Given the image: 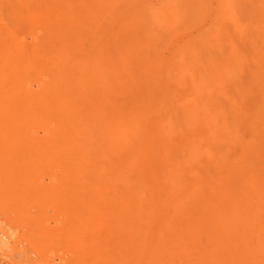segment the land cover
Masks as SVG:
<instances>
[{"label":"rangeland","instance_id":"1","mask_svg":"<svg viewBox=\"0 0 264 264\" xmlns=\"http://www.w3.org/2000/svg\"><path fill=\"white\" fill-rule=\"evenodd\" d=\"M0 86V232L35 263L262 264L264 0H0Z\"/></svg>","mask_w":264,"mask_h":264},{"label":"bare ground","instance_id":"2","mask_svg":"<svg viewBox=\"0 0 264 264\" xmlns=\"http://www.w3.org/2000/svg\"><path fill=\"white\" fill-rule=\"evenodd\" d=\"M25 1H26V0H25ZM31 2H32V1H31ZM50 6H51V5H50ZM49 10H50V9H49ZM51 10H52V9H51ZM53 12H54V11H53ZM45 13H46V12H45ZM54 13H55V12H54ZM56 13H57V12H56ZM52 16H53V15H52ZM47 18H48V17H47ZM47 18H46V19H47ZM65 19H66V18H65ZM51 22H52V21H51ZM70 28H71V27H70ZM31 35H32V34H31ZM32 36H33V35H32ZM34 36L36 37V35H34ZM2 38H3V37H2ZM30 39H31V37H30ZM34 39H35V38H33V39L30 40V41H33ZM36 40H37V39H36ZM39 41H40V40H39ZM78 43H79V42H78ZM33 44H34V43H33ZM14 45H15V44H14ZM16 45H17V44H16ZM16 45H15V46H16ZM18 45H19V44H18ZM23 45H24V44H23ZM15 46H14V47H15ZM19 46H20V45H19ZM21 46H22V45H21ZM73 46H74V45H73ZM15 48H17V46H16ZM22 48H23V47H21V49H22ZM23 49H25V48H23ZM70 49H71V48H70ZM72 51H73V50H72ZM79 56H80V55H79ZM71 58H72V57H71ZM20 59H21V58H20ZM63 59H64V58H63ZM64 61H65V60H64ZM58 62H59V61H58ZM62 62H63V61H62ZM65 62H66V61H65ZM77 62H78V61H77ZM60 63H61V62H60ZM67 63H68V62H67ZM29 65H30V64H29ZM64 65H66V63H64ZM101 65H102V64H101ZM56 66H57V65H56ZM78 66H79V65H78ZM30 67H31V66H30ZM60 67H61V66H60ZM63 67H64V66H63ZM63 67H62V68H63ZM100 67H101V66H100ZM26 69H27V68H26ZM74 69H75V68H74ZM88 69H89V68H88ZM17 70H18V69H17ZM77 70H78V68H77ZM83 70H84V69H83ZM100 70H101V69H100ZM78 71H79V70H78ZM80 71H81V70H80ZM88 72H89V71H88ZM88 72H87V73H88ZM7 73H8V72H7ZM66 73H67V72H66ZM63 75H64V74H63ZM83 76H84V75H83ZM107 76H108V75H107ZM68 77H69V75H68ZM68 77H67V80L69 81L70 78L68 79ZM63 79H64V78H63ZM65 79H66V78H65ZM65 79H64V82H66ZM11 80H12V79H11ZM40 80H41V79H40ZM3 81H5V80H3ZM108 81H109V80H108ZM28 82H29V81H28ZM60 82H61V81H60ZM109 82H110V81H109ZM7 83H8V82H7ZM29 83H31V86H29V87H31V88L34 89V90H35V88H37V87H38V88L41 87V84H39L38 82H37L36 84H33V83L30 81ZM62 83H63V82H62ZM66 83H67V82H66ZM68 83H70V82H68ZM59 84H60V83H59ZM70 84H71V83H70ZM7 85H8V84H7ZM25 85H26V84H25ZM48 85H49V84H48ZM63 85H64V83H63ZM95 85H96V84H95ZM69 86H70V85H69ZM69 86H68V88H71V86H70V87H69ZM110 86H111V85H110ZM0 87H1V86H0ZM11 87H12V86H11ZM107 88H108V87H107ZM29 89H30V88H29ZM29 89H28V90H29ZM72 89H73V88H72ZM108 89H109V88H108ZM262 89H263V88H262ZM76 90H77V89H76ZM80 90H81V89H80ZM86 90H87V89H86ZM32 91H33V90H32ZM93 91H94V90H93ZM114 91H115V90H114ZM29 92H30V90H29ZM29 92H28V93H29ZM79 92H80V91H79ZM81 92H82V91H81ZM112 92H113V91H112ZM127 92H128V91H127ZM30 93L33 94V92H30ZM42 93H44V91H43ZM31 94H30V95H31ZM35 94H37V92H35ZM67 94H68V93H67ZM71 94H72V93H71ZM81 94H82V93H81ZM100 94H102V93H100ZM44 95H45V94H44ZM98 95H99V94H98ZM121 95H122V94H121ZM24 96H25V95H24ZM90 96H91V93H90ZM100 96L102 97V95H100ZM103 96H104V95H103ZM32 97H33V96H32ZM35 97H36V95H35ZM57 97H58V96H57ZM64 97H65V96H64ZM81 97H82V96H80V98H81ZM101 97H100V98L97 97L96 99L101 100V99H102ZM58 98H59V97H58ZM66 98H67V97H66ZM23 99H26V98H23ZM32 99H35V98L33 97ZM36 99H37V98H36ZM45 99H46V98H45ZM69 99H70V98H69ZM71 99H72V97H71ZM84 99H85V98H84ZM89 99H90V98H89ZM92 99H93V97H92ZM92 99H91V100H92ZM104 99H105V97H104ZM86 100L89 102L88 99H86ZM93 100H95V96H94V99H93ZM105 100H106V99H105ZM17 101L20 102V100H17ZM59 101H60V100H59ZM87 101H86V102H87ZM107 101H108V100H107ZM57 102H58V101H57ZM61 102H62V101H61ZM61 102H60V103H61ZM76 102H78V101H76ZM76 102H75V103H76ZM93 102H94V101H93ZM263 102H264V100H263ZM3 103H4V101H3ZM58 103H59V102H58ZM90 103H91V102H90ZM99 103H100V102H99ZM261 103H262V102H261ZM12 104H13V103H12ZM17 104H18V103H17ZM32 104H33V103H32ZM50 104H51V103H50ZM50 104H49V105H50ZM54 104L57 105L56 102H55ZM77 104L80 105V103H77ZM95 104H96V103H95ZM42 105H43V104H42ZM51 105H52V104H51ZM58 105H59V104H58ZM58 105H57V106H58ZM60 105H61V104H60ZM62 105H63V104H62ZM64 105H65V104H64ZM67 106H68V105H67ZM95 106H96V105H95ZM105 106H106V105H105ZM17 107H18V106H17ZM53 107H55V106H53ZM64 107H66V105H65ZM73 107H75V105H74ZM73 107H72V108H73ZM30 108H31V107H30ZM47 108H49V107L47 106ZM59 108H61V106H60ZM68 108H69V106H68ZM85 108H86V107H84V109H85ZM53 109H54V108H53ZM57 109H58V108H57ZM63 109H64V108H63ZM69 109H70V108H69ZM98 109H99V108H98ZM27 110H28V109H27ZM29 110H30V109H29ZM51 110H52V109H51ZM51 110H50V111H51ZM73 110H74V109H73ZM56 111H57V110H56ZM59 111H60V110H59ZM59 111H57V112H58L57 115H60V112H63V111H60V112H59ZM66 111H67V109H66ZM66 111H65V113H68V114H69V112H66ZM78 111H79V110H77V112H78ZM99 111H100V110H99ZM57 112H56V113H57ZM104 112H105V111H104ZM18 113H19V112H18ZM42 114H43V113H42ZM89 115H91V114H89ZM114 115H115V114H114ZM0 116H1V115H0ZM61 116H63V115H61ZM63 117H64V116H63ZM75 117H76V116H75ZM85 117H86V116H85ZM85 117H84V119H85ZM64 118H65V117H64ZM76 118H77V117H76ZM82 118H83V117H82ZM112 118H113V116H112ZM38 119H39V118H38ZM65 119H66V118H65ZM0 120H1V119H0ZM60 120H61V119H60ZM85 120H86V119H85ZM106 120H107V119H106ZM6 121H7V120H6ZM19 121H20V120H19ZM62 121H63V120H62ZM75 121H77V120H75ZM75 121H74V122H75ZM97 121H98V120H97ZM118 121H119V120H118ZM16 122H17V120H16ZM60 122H61V121H60ZM69 122L72 123V124H71V127H72V125H73V121H72V119H71V121L69 120ZM80 122H81V121H80ZM101 122H105V121H101ZM109 122H110V121H109ZM57 123H58V122H57ZM57 123H56V126H58ZM62 123H63V122H62ZM65 123H66V122H65ZM67 123H68V122H67ZM75 123H76V122H75ZM77 123H78V122H77ZM81 123H82V122H81ZM91 123H92V122H91ZM259 123H260V122H259ZM60 124H61V123H60ZM60 124H59V128H60ZM86 124H87V123H86ZM99 124H101V123H99ZM99 124H98V125H99ZM104 124H105V123H104ZM78 125H79V124H77V126H78ZM91 125H92V128H93V124H91ZM109 125H110V124H109ZM18 126H19V125H18ZM20 126H21V125H20ZM20 126H19V127H20ZM50 126H51V125H50ZM65 126H66V125H65ZM65 126L63 125L64 128H67V127H65ZM81 126H82V125H81ZM81 126L79 127L80 129L82 128ZM99 126H100V125H99ZM113 126H114V125H113ZM24 127H25V126H24ZM48 127H49V126H48ZM73 127H74V126H73ZM96 127H97V126H96ZM103 127H104V126H103ZM110 127H111V126H110ZM59 128H58V129H59ZM104 128L106 129L107 127L105 126ZM111 128H112V127H111ZM50 129H51V127L49 128V131H50ZM80 129H79V130H80ZM82 129H84V128H82ZM82 129H81V130H82ZM85 129H86V127H85ZM112 129H113V128H112ZM114 129H115V128H114ZM114 129H113V130H114ZM127 129H128V127H127ZM21 130H23V128H21ZM43 130H44V129H43ZM52 130H53V129H52ZM56 130H57V128H56ZM56 130H55V131H56ZM61 130H62V129H61ZM77 130H78V127H77ZM81 130H80V131H81ZM86 130L88 131V129H86ZM86 130H84L83 133H85ZM93 130H94V129H93ZM101 130H102V129H101ZM110 130H111V129H110ZM37 131H38V130H37ZM44 131H45V130H44ZM46 131H47V130H46ZM46 131H45V133H46ZM55 131H54V132H55ZM62 131H63V130H62ZM65 131H68V130L65 129L64 132H65ZM71 131H72V129H71ZM80 131H79V133L82 134V131H81V132H80ZM104 131H105V130L103 129V132H104ZM120 131H121V130H120ZM126 131H127V130H126ZM38 132H39V131H38ZM56 132H57V131H56ZM68 132H70V131H68ZM75 132H76V131H75ZM75 132H74V133H75ZM77 132H78V131H77ZM92 132L94 133V131H92ZM143 132H144V131H143ZM26 133H27V132H26ZM26 133H25V134H26ZM52 133H53V132H52ZM66 133H67V132H66ZM79 133H78V134H79ZM87 133H88V132H87ZM90 133H91V132H90ZM99 133H100V132H99ZM105 133H106V132H105ZM131 133H132V132H131ZM60 134H61V132H60ZM60 134H59V135H60ZM15 135H16V134H15ZM19 135H20V134H19ZM22 135H23V134H22ZM26 135H27V137H28L29 134H26ZM26 135H25V136H26ZM55 135H56V134H55ZM69 135H71V134H69ZM79 135H80V134H79ZM82 135L85 136V134H82ZM108 135H109V134H108ZM114 135H116V134H114ZM124 135H125V134H124ZM127 135H128V133H127ZM20 136H21V135H20ZM25 136H24V137H25ZM35 136H36V135H35ZM57 136H58V134H57ZM89 136H90V135H89ZM17 137H18V135H17ZM21 137H22V136H21ZM27 137H25V139H26ZM38 137H39V136H38ZM38 137L36 136V138H38ZM44 137H45V136H44ZM44 137H43V138H44ZM55 137H56V136H55ZM66 137H67V136H66ZM71 137H72V139H73V136H71ZM80 137H81V136H80ZM90 137H91V136H90ZM99 137H100V136H99ZM125 137H126V136H125ZM127 137H128V136H127ZM5 138H6V137H5ZM19 138H20V137H19ZM78 138H79V137H78ZM82 138H84V137H82ZM94 138H95V137H94ZM96 138H97V137H96ZM22 139H23V138H22ZM28 139H29V138H28ZM30 139H31V138H30ZM33 139H34V138H33ZM49 139H50V136H49ZM66 139H67V138H66ZM76 139H77V138H76ZM85 139H88V136H85ZM92 139H93V138H92ZM19 140H20V139H19ZM19 140H18V141H19ZM26 140H27V139H26ZM51 140H52V139H51ZM16 141H17V140H16ZM23 141H24V140H23ZM31 141H33V140H31ZM35 141L38 142V140H36V139H35ZM41 141L43 142V139H41ZM73 141H74V139H73ZM86 141H87V142H88V141L90 142V140H86ZM109 141H110V140H109ZM20 142H21V141H20ZM44 142H45V141H44ZM48 142H49V143H45V148H46V149H47V147H49V146H46V144H50V141H49V140H48ZM67 142H68V141H67ZM81 142H83V141H81ZM87 142H86V144H87ZM93 142H94V141H93ZM31 143H33V142H31ZM34 143L37 144V145H41V146H42V147H41V146L39 147V150H40L41 148L44 147V145H42V143H40V141H39L40 144H38V143H36V142H34ZM52 143H53V142H52ZM54 143H56V142H54ZM75 143H76V145H78L77 142H75ZM113 143H114V142H113ZM27 144H29V143L24 144V146L27 145ZM43 144H44V143H43ZM70 144H71V143H70ZM72 144H73V143H72ZM72 144H71V145H72ZM83 144H84V143H83ZM93 144H94V143H93ZM98 144H99V143H98ZM110 144H111V143H110ZM127 144H128V143H127ZM133 144H134V142H133ZM133 144H132V146L134 147ZM31 145H33V146H30L31 148H33V147H36V149L38 148V146H34V144H31ZM54 145H56V144H54ZM71 145H70V147H71ZM76 145H75V146H76ZM21 146H22V145H21ZM24 146H23V147H24ZM50 146H53V144H51ZM59 146H60V145L57 146L58 149H60V148H64V147H60V148H59ZM61 146H62V145H61ZM72 146H74V145H72ZM75 146H74V147H75ZM88 146H89V145H88ZM117 146H118V145H117ZM128 146H129V144H128ZM30 147H28V148H30ZM77 147H78V146H77ZM93 147H94V146H93ZM93 147H92V148H93ZM97 147H98V146H97ZM109 147H110V146H109ZM112 147H113V146H112ZM129 147H130V146H129ZM49 148H50V147H49ZM53 148H54V146H53ZM53 148H52V149H53ZM55 148H56V146H55ZM67 148H68V147H66V149H67ZM79 148H80V147H79ZM79 148H77V149L80 150ZM100 148H101V147H100ZM25 149H27V148L25 147ZM43 149H44V148H43ZM52 149H51V150H52ZM64 149H65V148H64ZM64 149H62V150H64ZM69 149H74V148H69ZM95 149H96V147H95ZM101 149H102V148H101ZM125 149H126V148H125ZM130 149H131V148H130ZM191 149H192V148H191ZM47 150H48V149H47ZM53 150H55V149H53ZM78 150H77V152H78ZM84 150H85V149H84ZM99 150H100V149H99ZM111 150H112V149H111ZM1 151H2V150H1ZM25 151H26V150H25ZM44 151H45V150H44ZM57 151H58V150H57ZM60 151H61V149H60ZM60 151L57 152V153L60 154V153H61ZM64 151H65V150H64ZM81 151H82V150H81ZM81 151H79V153H81ZM91 151H92V150H91ZM95 151H97V149H96ZM103 151H104V150H103ZM131 151H132V150H131ZM49 152L51 153L52 151H49ZM69 152H72V151H69ZM77 152H76V153H77ZM92 152H93V151H92ZM113 152H115V151L113 150ZM113 152H112V153H113ZM263 152H264V151H263ZM50 153H48V154H50ZM72 153H74V152H72ZM85 153H86V151H85ZM94 153H95V152H94ZM100 153H101V152H100ZM118 153H119V152H118ZM46 154H47V152H46ZM48 154H47V156H48ZM62 154H63V153H61V155H62ZM68 154H69V153H68ZM82 154H83V153H82ZM82 154H80V155H82ZM86 154H89V152L86 153ZM103 154H104V153H103ZM113 154H115V153H113ZM121 154H122V153H121ZM259 154H260V153H259ZM21 155H22V154H21ZM37 155H38V153H37ZM55 155H57V154L54 153V154L52 155L53 158H55V157H54ZM61 155H60V156H61ZM66 155H67V154H66ZM75 155H76V154H75ZM78 155H79V154H78ZM97 155H98V154H97ZM107 155H108V154H107ZM116 155H117V154H116ZM127 155H128V154H127ZM263 155H264V154H263ZM52 156H51V157H52ZM64 156H65V155H64ZM70 156H71V155H70ZM86 156H88V155H86ZM227 156H228V155H227ZM66 157H68V159H70L68 155L65 156L64 159H66ZM71 157H72V156H71ZM74 157H75V156H74ZM83 157H84V156H83ZM92 157H95V156H92ZM102 157H104V156H102ZM121 157H122V156H121ZM35 158H36V157H35ZM79 158H81V157H79ZM130 158H131V157H130ZM46 159H47V158H46ZM89 159H91V158L89 157ZM104 159H105V158H104ZM153 159H154V158H153ZM229 159H230V158H229ZM259 159H261V158H259ZM40 160H41V159H40ZM50 160H51V159H50ZM79 160H80V159H79ZM84 160H85V159H84ZM84 160H83V161H84ZM87 160H88V159H87ZM92 160H93V159H92ZM94 160H96V159H94ZM100 160H101V159H100ZM132 160H133V159H132ZM243 160H244V159H243ZM37 161H38V160H37ZM102 161H103V158H102L101 162H102ZM110 161H111V160H110ZM77 162H78V161H77ZM81 162H82V161H81ZM86 162H87V161H85V163H86ZM93 162H95V161H93ZM75 163H76V162H75V160H74V164H75ZM78 164H80V162H79ZM87 164H89V163L87 162ZM87 164H86V165H87ZM102 164H103V163H102ZM113 164H114V163H113ZM76 165H77V163H76ZM81 165H83V164H81ZM81 165H80V166H81ZM104 165H105V164H104ZM106 165H107V164H106ZM116 166H117V165H116ZM83 167L85 168V166H83ZM83 167H82V169H83ZM100 167H101V166H100ZM102 167H103V165H102ZM221 167H222V166H221ZM72 168H73V167H72ZM77 168H79V167H77ZM106 168H107V166H106ZM73 169H74V168H73ZM119 169H120V168H119ZM77 170H78V169H77ZM84 170H85V169H84ZM84 170H82V171H84ZM102 170H103V169H101V171H102ZM107 170H108V169H107ZM86 171H88V170H86ZM97 171H98V170H97ZM131 171H132V170H131ZM171 171H172V169H171ZM89 172H90V171H88V173H89ZM98 172H99V171H98ZM103 172H104V171H103ZM119 172H120V171H119ZM169 172H170V170H169ZM249 172H251V171H249ZM77 173H78V172H77ZM81 173H83V172H81ZM99 173H100V172H99ZM101 173H102V172H101ZM101 173H100V174H101ZM105 173H106V171H105ZM113 173H114V172H113ZM78 174L80 175V171H79ZM78 174H77V177H79ZM91 174H92V172H91ZM121 174H122V173H121ZM121 174H120V175H121ZM73 175H74V173H73ZM75 175H76V174H75ZM94 175H96V174L94 173ZM98 175H99V174H98ZM120 175H119V176H120ZM126 175H127V174H126ZM256 175H257V174H256ZM262 175H263V174H262ZM89 176H90V175H89ZM107 176H108V175H107ZM114 176L116 177V175H114ZM117 176H118V175H117ZM228 176H229V175H228ZM245 176H246V175H245ZM73 177H74V176H73ZM82 177H84V175H83ZM122 177H123V176H122ZM124 177H125V176H124ZM80 178H81V177H80ZM84 178H85V177H84ZM96 178H97V176H96ZM96 178H95V179H96ZM100 178H101V177H100ZM102 178H103V177H102ZM112 178H114V177H112ZM118 178H119V177H118ZM126 178H127V177H125V180H126ZM170 178H171V177H170ZM220 178H221V177H220ZM77 179H78V178H77ZM97 179H98V178H97ZM114 179H115V178H114ZM240 179H241V178H240ZM242 179H243V178H242ZM101 180H103V179H101ZM104 180H105V179H104ZM111 180H112V179H111ZM127 180H128V179H127ZM144 180H145V179H144ZM152 180H153V179H152ZM245 180H246V179H245ZM247 181H248V180H247ZM76 182H77V181H76ZM106 182H107V181H106ZM122 182H124V181H122ZM165 182H166V181H165ZM178 182H179V181H178ZM90 183H91V182H90ZM102 183H104V182H102ZM109 183H110V182H109ZM128 183H129V182H128ZM245 183H246V182H245ZM111 184H112V182H111ZM118 184H119V183H118ZM126 184H127V183H126ZM176 184H177V183H176ZM226 184H227V183H226ZM238 184H239V182H238ZM248 184H249V183H248ZM263 184H264V183H263ZM263 184H262V185H263ZM96 185H97V184H96ZM99 185H101V184H99ZM102 185H103V184H102ZM102 185H101V187H102ZM116 185H117V183H116ZM85 187H86V185H85ZM89 187H90V185H89ZM114 187H115V186H114ZM128 187H129V185H128ZM128 187H127V188H128ZM173 187H174V185H173ZM202 187H203V185H202ZM97 188H98V187H97ZM110 188H111V187H110ZM205 188H206V187H205ZM249 188H250V187H249ZM108 189H109V188H108ZM232 189H233V188H232ZM239 189H240V188H239ZM98 190H100L99 192H104V190L101 189L100 187H99ZM102 190H103V191H102ZM116 190H117V188H116ZM122 190H123V188H122ZM132 190H133V189H132ZM135 190H136V189H135ZM139 190H140V189H139ZM203 190H204V189H203ZM203 190H202V191H203ZM228 190H229V189H228ZM236 190H237V189H236ZM254 190H255V189H254ZM117 191H118V190H117ZM123 191H124V190H123ZM128 191H129V190H128ZM151 191H152V190H151ZM216 191H217V190H216ZM145 192H146V191H145ZM145 192H144V193H145ZM117 193H118V192H117ZM126 193H128V192H126ZM131 193H132V192H131ZM144 193H143V194H144ZM153 193H154V192H153ZM212 193H213V191H212ZM220 193H221V192H220ZM228 193H229V192H228ZM234 193H235V192H234ZM243 193H245V192H243ZM251 193H252V192H251ZM119 194H121V193H119ZM138 194H140V193L138 192ZM198 194H201V193H198ZM100 195H101V193H100ZM126 195H127V194H126ZM132 195H133V194H132ZM140 195H141V194H140ZM145 195H146V193H145ZM145 195H144V196H145ZM153 195H154V194H153ZM153 195H150V197L153 196ZM156 195H157V194H156ZM175 195H176V194H175ZM207 195H208V194H207ZM216 195H217V194H216ZM236 195H237V194H236ZM254 195H256V194H254ZM94 196H95V195H94ZM103 196H104V195H103ZM141 196H142V195H141ZM157 196H158V195H157ZM176 196H177V195H176ZM244 196H245V195H244ZM247 196H248V195H246V197H247ZM256 196H259V195H256ZM99 197H100V196H99ZM130 197H132V196L130 195ZM130 197H129V198H130ZM133 197H134V196H133ZM142 197H143V196H142ZM146 197H147V196H146ZM154 197L157 198L156 196H154ZM201 197H202V196H201ZM263 197H264V196H263ZM104 198H105V197H104ZM116 198H117V196H116ZM116 198H115V199H116ZM138 198H139V197H138ZM147 198H148V197H147ZM151 198H152V197H151ZM151 198H150V199H151ZM193 198H194V197H193ZM225 198H226V197H225ZM232 198H233V197H232ZM234 198H235V197H234ZM236 198H237V197H236ZM244 198H245V197H244ZM117 199H118V198H117ZM117 199H116V200H117ZM125 199H126V198H125ZM125 199H123V200H124V202L127 204V202H129V201L127 200V202H126ZM150 199H149V200H150ZM187 199H188V198H187ZM118 200H119V199H118ZM123 200H122V201H123ZM133 200H134V199H133ZM151 200H152V199H151ZM195 200H196V199H195ZM231 200H232V199H231ZM234 200H235V199H234ZM237 200H238V199H237ZM239 200H240V199H239ZM253 200H254V199H253ZM74 201H75V200H74ZM108 201H109V200H108ZM112 201H113V200H110V202H112ZM139 201H140V200H139ZM156 201H158V200H156ZM102 202H103V201H101V202H99V203H102ZM110 202H109V203H110ZM120 202H121V201H120ZM228 202H229V201H228ZM236 202H237V201H236ZM262 202H263V201H262ZM94 203H95V202H94ZM96 203H97V202H96ZM106 203H107V202H106ZM112 203H113V202H112ZM112 203H110V206H111V208H112L111 210H114V209H115V208H114V205H115L114 203H117V201H116V202L114 201L113 204H112ZM125 203H124V204H125ZM129 203H132V202H129ZM219 203H220V202H219ZM234 203H235V202H234ZM147 204H150V203H147ZM151 204H152V203H151ZM184 204H185V203H184ZM247 204H249V203H247ZM263 204H264V203H263ZM120 205H121V204H120ZM133 205H134V204H133ZM135 205H136V204H135ZM144 205H145V204H144ZM154 205H155V203H154ZM212 205H213V204H212ZM232 205H233V202H232ZM101 206H102V205H101ZM117 206H118V204H117ZM122 206H123V205H121V208H122ZM124 206H125V205H124ZM155 206H157V205H155ZM158 206H159V205H158ZM158 206H157V207H158ZM215 206H217V205H215ZM230 206H231V205H230ZM233 206H234V205H233ZM238 206H239V205H238ZM243 206H244V205H243ZM243 206H241L240 209H242ZM92 207H93V206H92ZM97 207H98V204H97ZM125 207H127V206H125ZM128 207L131 208L129 205H128ZM141 207H142V206H141ZM183 207H184V206H183ZM225 207H226V206H225ZM244 207H245V206H244ZM118 208H119V207H118ZM135 208H136V207H135ZM178 208H179V207H178ZM217 208H218V206H217ZM98 209H100V208H98ZM101 209H102V208H101ZM146 209H147V208H145V210H146ZM150 209H151V208H149V210H150ZM243 209H245V208H243ZM257 209L260 210V208H257ZM105 210H106V209H105ZM111 210H109V211H111ZM116 210H117V207H116ZM119 210H121V209H119ZM122 210H123V208H122ZM127 210H128V209H127ZM143 210H144V209H143ZM145 210H144V211H145ZM180 210H181V209H180ZM189 210H190V209H189ZM202 210H203V209H202ZM225 210H226V209H225ZM95 211H96V209H95ZM95 211H94V212H95ZM99 211H100V210H99ZM114 211H115V210H114ZM114 211H111V215H112V213H116V212H114ZM117 211H118V210H117ZM124 211H125V210H124ZM136 211H138V209H137ZM140 211H141V210H140ZM152 211H153V210H152ZM155 211H156V210H155ZM199 211H200V210H199ZM207 211H208V210H207ZM236 211H237V209L235 210V213H236ZM261 211H262V210H260V213H261ZM103 212H105V211H103ZM118 212H119V211H118ZM132 212L134 213V211H132ZM210 212H211V211H210ZM257 212H258V210H257ZM96 213H97V212H96ZM124 213H125V212H124ZM148 213H149V212H148ZM151 213H152V212H151ZM220 213H221V212H220ZM222 213H223V212H222ZM225 213H226V212H225ZM254 213H255V212H254ZM13 214H14V213H13ZM102 214H103V213H102ZM106 214H107V213H106ZM106 214H104V215L106 216ZM122 214H123V213H122ZM142 214H143V213H142ZM146 214H147V213H146ZM209 214H210V213H209ZM238 214H239V212H238ZM257 214H258V213H257ZM95 215H96V214H95ZM111 215H110V217H111ZM119 215H120V214H119ZM133 215H135V214H133ZM155 215L157 216V213H155ZM155 215H154L153 218H156ZM231 215H232V214H231ZM231 215H230V216H231ZM253 215H255V214H253ZM112 216H113L112 218H114L115 215H112ZM117 216H118V215H117ZM120 216H121V215H120ZM137 216H138V215H137ZM146 216H148V215H146ZM234 216H235V215H234ZM236 216H237V215H236ZM238 216H239V215H238ZM238 216H237V217H238ZM241 216L248 217V216H245V215H241ZM255 216H256V215H255ZM10 217H11V216H10ZM123 217H124V216H123ZM140 217H141V216H139L138 218H140ZM158 217H159V215H158ZM158 217H157V218H158ZM226 217H227V215H226ZM239 217H240V216H239ZM258 217H259V216H258ZM104 218H105V217H104ZM125 218H126V217H125ZM129 218H130V217H129ZM133 218H134V217H133ZM142 218L145 219V218H144V214H143ZM185 218H186V217H185ZM107 219H108V218H107ZM121 219H123V218H121ZM143 219H142V220H143ZM149 219H150V218H149ZM158 219H159V218H158ZM199 219H200V218H199ZM256 219H257V218H256ZM260 219H261V218H260ZM260 219H259V220H260ZM118 220H119V219H118ZM146 220H147V219H146ZM146 220H145V222H146ZM225 220H227V219H225ZM237 220H238V219H237ZM21 221H22V220H21ZM93 221H94V220H93ZM105 221H106V219H105ZM109 221H110V220H109ZM148 221H151V222H152V220H148ZM155 221H156V219H155ZM168 221H169V220H168ZM168 221H167V222H168ZM243 221H246V220H243ZM261 221H262V220H261ZM263 221H264V220H263ZM117 222H119V221H117ZM127 222H128V221H127ZM129 222H130V220H129ZM131 222L133 223L132 220H131ZM137 222H138V221H137ZM143 222H144V221H143ZM219 222H220V221H219ZM250 222H251V221H250ZM255 222H256V221H255ZM255 222H254V223H255ZM100 223H101V222H100ZM103 223H105V222H103ZM141 223H142V222H141ZM217 223H218V221H217ZM88 224H89V223H88ZM124 224H125V223H124ZM126 224H127V223H126ZM138 224H139V223H138ZM152 224H153V222H152ZM197 224H198V223H197ZM203 224H204V223H203ZM214 224H215V222H214ZM230 224H231V223H230ZM255 224H256V223H255ZM86 225H87V224H86ZM99 225H100V224H99ZM112 225H113V224H112ZM128 225H129V224H128ZM128 225H127V227H125V228H128ZM149 225H150V226H149L150 229H149V228L147 229L148 232H147V234H146V235H147L146 237L151 238L152 236H151L150 234H152V235L154 234L153 231H152V230H153V229H152L153 226H151V223H150ZM184 225H185V224H184ZM199 225H200V224H199ZM199 225H198V226H199ZM221 225H222V223H221ZM244 225H246V224L244 223ZM92 226H93V225H90L89 228L91 229ZM109 226H111V223H110ZM136 226H137V225H136ZM145 226H146V225H145ZM185 226H186V225H185ZM202 226H203V225H202ZM233 226H234V225H233ZM26 227H27V226H26ZM26 227H25V228H26ZM82 227H83V226H82ZM86 227H87V226H86ZM112 227H113V226H112ZM121 227H122V226H121ZM133 227H134V226H133ZM133 227H132V228H133ZM137 227H139V226H137ZM223 227H224V226H223ZM239 227H240V226H239ZM239 227H238V228H239ZM255 227H256V226H255ZM102 228H103V227H102ZM102 228H101L100 230H102ZM142 228H144V226H142ZM146 228H147V227H146ZM172 228H173V226H172ZM175 228H176V227H175ZM209 228H211V227H209ZM213 228H215V227H213ZM240 228H246V227H240ZM15 229H17V228H15ZM58 229H59V228H58ZM114 229H116V228H114ZM138 229H139V228H136L135 230L132 229L131 232H134V231H135L136 233H138V234L140 235V233H142L143 230H140V232H139ZM140 229H141V228H140ZM221 229H222V228H221ZM249 229H250V227H249ZM254 229L257 230L256 228H254ZM48 230H49V229H48ZM76 230H77V229H76ZM87 230H88V229H87ZM116 230H117V229H116ZM116 230H115V231H116ZM144 230H145V229H144ZM168 230H169V229H168ZM206 230H207V229H206ZM211 230H212V229H211ZM217 230H218V229H217ZM252 230H253V228H252ZM255 230H253L254 233L256 232ZM10 231H11V229H10ZM117 231H118V230H117ZM124 231H125V230H124ZM170 231H171V230H169V232H170ZM189 231H190V230H189ZM192 231H193V230H192ZM201 231H202V230H201ZM214 231H215V230H214ZM92 232H94V231H92ZM96 232H98V231H96ZM126 232H127V231H126ZM131 232H129V233H131ZM165 232H166V231H165ZM171 232H172V231H171ZM87 233H88V232H87ZM117 233H118V232H117ZM121 233H122V231H121ZM143 233L145 234L146 232L144 231ZM197 233H198V232H197ZM203 233H205V232H203ZM218 233H219V232H218ZM221 233H222V232H221ZM72 234H73V233H72ZM94 234H95V233H94ZM97 234H98V233H97ZM109 234H110V233H109ZM162 234H163V233H162ZM198 234H199V233H198ZM263 234H264V233H263ZM263 234H262V235H263ZM15 235H17V234H15L14 231H12L11 233H9L8 231L6 232V231H3V230H2V232H0V254H5V253H6V255L0 257V262H7V263L9 262L10 264H14V263H15V264H38V263H35V261L33 260V257H31L28 253H26L25 251L20 250V249H19V250H18V249L16 250V249L10 244V243L13 242V243L15 244L14 246H16V248H18V246H19L20 244H22V241H19V240L15 237ZM88 235H89V234H88ZM127 235H128V234H127ZM129 235H130V234H129ZM129 235H128V236H129ZM134 235H135V234H134ZM134 235H132V236L130 235V237L127 238V239H126V237H127V236H126V237H125L126 240L123 239L124 241H127V240H128V242H127V244H125V246H126L127 251H128V253H129V258H133V259H134V238H135ZM139 235H138V236H139ZM149 235H150V236H149ZM221 235H222V234H221ZM254 235H255V234H254ZM262 235H261V236H262ZM94 236H95V235H94ZM138 236L136 235V240H137V237H138ZM144 236H145V235H144ZM144 236H143V237H144ZM185 236H186V234H185ZM236 236H237V235H236ZM261 236L259 235V236L257 237V240L259 239V241L262 240V242H264V237H263L262 239L259 238V237H261ZM97 237H99V234H98ZM103 237H104V236H103ZM116 237H118V236H116ZM143 237H142V238H143ZM183 237H184V236H183ZM193 237H194V236H193ZM206 237H207V236H206ZM210 237H211V236H210ZM222 237H223V236H222ZM234 237H235V236H234ZM95 238H96V237H95ZM107 238H109V237H107ZM114 238H115V237H114ZM121 238H122V237H121ZM123 238H124V237H123ZM164 238H165V237H164ZM186 238H187V237H186ZM203 238H204V237H203ZM243 238H244V237H242V240H241V243H240V244H244V245H245V244H249V243H247L248 241H247V242H244L245 240H243ZM91 239H92V238H91ZM139 239H140V237H139ZM191 239H192V238H191ZM198 239H199V238H198ZM209 239H210V238H209ZM231 239H232V238H231ZM254 239H255V238H254ZM94 240H95V239H94ZM96 240H97V239H96ZM98 240H99V239H98ZM105 240H106V239H105ZM118 240H119V239H118ZM144 240H145V239H144ZM170 240H172V239H170ZM233 240H234V239H233ZM238 240H240V238H239ZM257 240H255V241H257ZM99 241H101V240H99ZM110 241H112V240H110ZM179 241H180V240H179ZM184 241H185V240H184ZM190 241H191V240H190ZM205 241H206V240H205ZM205 241H204V242H205ZM250 241H251V239H250ZM47 242H48V241H47ZM112 242H113V241H112ZM207 242H208V241H207ZM212 242H214V241H212V238H211V242H210V243H212ZM215 242H216V241H215ZM229 242H230V241H229ZM114 243H115V241H114ZM114 243H113V244H114ZM116 243H117V242H116ZM116 243H115V244H116ZM118 243H119V242H118ZM120 243H121V242H120ZM132 243H133V244H132ZM185 243H186V242H185ZM208 243H209V242H208ZM208 243H207V244H208ZM216 243H217V242H216ZM220 243H221V242H220ZM231 243H232V242H231ZM258 243H259V242H258ZM115 244H114V245H115ZM141 244H142V243H141ZM212 244H213V243H212ZM212 244H211V245H212ZM214 244H215V243H214ZM222 244H223V243H222ZM251 244H253V241L250 242V245H251ZM259 244H260V243H259ZM82 245H83V244H82ZM114 245H113V246H114ZM131 245H132V247H131ZM138 245H139V244H138ZM191 245H192V244H191ZM220 245H221V244H220ZM227 245H228V244H227ZM236 245H237V244H236ZM253 245H254V244H253ZM77 246H78V245H77ZM100 246H101V245H100ZM109 246H110V245H109ZM125 246H124V248H125ZM205 246H206V245H205ZM213 246H214V245H213ZM222 246H223V245H222ZM229 246H231V245H229ZM245 246H246V245H245ZM255 246H256V245H255ZM255 246H253V251H254V252L251 253V254L254 255V256H252L251 259H253V258H257V257H255V255H256V256L259 255V254H257V253H259V252L262 253V254H264V249H262V245L259 246V247H261L260 250H261L262 252L259 251V250H257L258 252H256V250H255V248H254ZM82 247H83V246H82ZM111 247H112V246H111ZM116 247H117V246H116ZM138 247H139V246H138ZM138 247H137V248H138ZM182 247H183V246H182ZM188 247L190 248V246H188ZM215 247H216V246H215ZM238 247H239V246H238ZM246 247H248V246H246ZM256 247H257V246H256ZM263 247H264V245H263ZM108 248H109V247H108ZM130 248H131V250H130ZM183 248H184V247H183ZM191 248H192V247H191ZM200 248H201V246H200ZM221 248H222V247H221ZM235 248H237V247H235ZM240 248H241V246H240ZM186 249H187V248H186ZM230 249H232V248H230ZM237 249H238L239 254L242 253L241 250H239V248H237ZM237 249H236V251L233 250V252H236V253H237ZM242 249H243V248H242ZM100 250H101V249H100ZM110 250H111V248H110ZM115 250H116V249H115ZM117 250H118V249H117ZM117 250H116V251H117ZM119 250H121V249H119ZM243 250H244V249H243ZM251 250H252V249H251ZM106 251H107V250H106ZM106 251H105V253H106ZM111 251H112V250H111ZM127 251H126V252H127ZM213 251H214V250H213ZM247 251L250 252V250H247ZM101 252L104 253L103 251H101ZM101 252H100V253H101ZM108 252H110V251L108 250ZM197 252H198V251H197ZM200 252H201V251H200ZM208 252H209V251H208ZM220 252H221V251H220ZM116 253H117V252H116ZM119 253H120V252H119ZM123 253H124V252H123ZM128 253H127V256H128ZM176 253H177V252H176ZM209 253H211V252H209ZM218 253H219V252H218ZM218 253H217L216 255H218ZM228 253H229V252H228ZM245 253H246V251H245ZM253 253H254V254H253ZM82 254H83V253H82ZM114 254H115V253H114ZM136 254H137V253H136ZM159 254H160V253H159ZM183 254H184V253H183ZM183 254H182L181 256H183ZM188 254H189V253H188ZM203 254H205V253H202V255H203ZM214 254H215V253H214ZM220 254H221V253H220ZM243 254H244V253H243ZM123 255H124V254H122V256H123ZM186 255H187V254H186ZM205 255L208 256L207 254H205ZM234 255H235V254H234ZM245 255H246V254H244L243 256H245ZM98 256H99V255H98ZM101 256H102V255H101ZM181 256H180V257H181ZM206 256H205V257H206ZM220 256H222V255H220ZM220 256H217V258H220ZM225 256H226V255H225ZM225 256H224V257H225ZM229 256H230V255H229ZM241 256H242V255H241ZM241 256H240V258H241ZM248 256H249V255H246L247 258H250V257H248ZM261 256H262V255H261ZM104 257H105V256H104ZM123 257H124V256H123ZM196 257H199V256H196ZM196 257H195V258H196ZM201 257H202V256H201ZM237 257H239V256L237 255ZM258 257H259V256H258ZM40 258H41V257H40ZM97 258H101V257H97ZM105 258H107V257H105ZM127 258H128V257H127ZM127 258H126V259H127ZM186 258H187V256H186ZM191 258H192V257H191ZM207 258H208V257H207ZM242 258L245 259V260H243ZM242 258H241V259H242L243 261H245L246 263L243 262L241 259H238L239 261H240V260L242 261V262H239V264H240V263H241V264H242V263H245V264H253V262H252V263L248 262L249 260H246L247 258H245V257H242ZM176 259H177V258H176ZM181 259H182V258H181ZM187 259H188V258H187ZM189 259H190V258H189ZM227 259H228V258H227ZM8 260H9V261H8ZM10 260H12L14 263L10 262ZM67 260H68V264H69V259H67ZM99 260H100V259H98V261H99ZM104 260H106V259H104ZM184 260H186V259H184ZM190 260H191V259H190ZM220 260H221V259H219V261H220ZM232 260H233V259H232ZM234 260H236V259H234ZM39 261H40V260H39ZM181 261H182V260H181ZM191 261H192V260H191ZM193 261H194V260H193ZM202 261H203V260H202ZM215 261H216V260H215ZM215 261H214V262H215ZM227 261H228V260H227ZM255 261H259L258 258H257V260H255ZM255 261H254V263H255ZM36 262H37V261H36ZM94 262H95V261H94ZM102 262H103V261H102ZM102 262H101V263H102ZM188 262H190V261H188ZM206 262H207V261H206ZM259 262L263 264L264 261H261V260H260ZM98 263H99V262H98ZM98 263H97V264H98ZM109 263H110V262H109ZM180 263H181V262H180ZM185 263H186V262H185ZM197 263H198V262H197ZM231 263H232V261H231ZM39 264H67V263H66V258H65L64 256H53V257H52L50 260H48L47 262H43V263H42V261H41ZM82 264H83V263H82ZM126 264H128V263H126ZM175 264H176V263H175ZM186 264H187V263H186ZM189 264H190V263H189ZM195 264H196V262H195ZM200 264H201V263H200ZM206 264H207V263H206ZM218 264H219V263H218ZM221 264H222V262H221ZM225 264H227V263H225ZM229 264H230V262H229ZM233 264H235V263H233ZM255 264H256V263H255ZM257 264H258V262H257Z\"/></svg>","mask_w":264,"mask_h":264},{"label":"built area","instance_id":"3","mask_svg":"<svg viewBox=\"0 0 264 264\" xmlns=\"http://www.w3.org/2000/svg\"><path fill=\"white\" fill-rule=\"evenodd\" d=\"M0 264H10L9 262L7 263V262H0Z\"/></svg>","mask_w":264,"mask_h":264}]
</instances>
